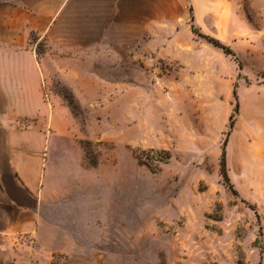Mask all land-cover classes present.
I'll list each match as a JSON object with an SVG mask.
<instances>
[{
    "label": "rangeland",
    "instance_id": "374dc122",
    "mask_svg": "<svg viewBox=\"0 0 264 264\" xmlns=\"http://www.w3.org/2000/svg\"><path fill=\"white\" fill-rule=\"evenodd\" d=\"M172 3L105 47L37 46L76 67L45 87L75 213L38 264H264V0Z\"/></svg>",
    "mask_w": 264,
    "mask_h": 264
},
{
    "label": "crops",
    "instance_id": "0c3cea01",
    "mask_svg": "<svg viewBox=\"0 0 264 264\" xmlns=\"http://www.w3.org/2000/svg\"><path fill=\"white\" fill-rule=\"evenodd\" d=\"M172 0H0V264H38L40 244L60 240L62 205L75 171L61 169L59 97L52 76L76 71L48 63L37 46L76 56L106 46L109 35L172 18ZM121 32V35H123ZM64 184V185H66ZM74 202V199H73ZM63 203V204H62ZM54 233L56 235H54Z\"/></svg>",
    "mask_w": 264,
    "mask_h": 264
},
{
    "label": "trees",
    "instance_id": "16d2710c",
    "mask_svg": "<svg viewBox=\"0 0 264 264\" xmlns=\"http://www.w3.org/2000/svg\"><path fill=\"white\" fill-rule=\"evenodd\" d=\"M192 10H193V9H192ZM191 20H192V21L194 20V16L191 17ZM192 30H193L195 33H199V32L197 31V29L194 27V25H192ZM199 35H201V34L199 33ZM209 41L212 42L214 45L221 47V48L224 50V52H225L226 54H234V53H233V50H232L229 46H227V45L221 43V42L218 41L217 39L210 38ZM234 93H235V95H236V91H234ZM231 118L233 119V115L231 116ZM222 167H223L222 173H223V177H224V180H225L226 184H228L229 187H230V189L233 190V191L236 193V189H234V185L231 183L230 178H229V175H228V173H227V171H226L225 152H224V154H223Z\"/></svg>",
    "mask_w": 264,
    "mask_h": 264
}]
</instances>
